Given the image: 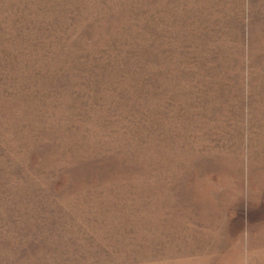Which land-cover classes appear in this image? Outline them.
<instances>
[{
  "label": "rangeland",
  "instance_id": "obj_1",
  "mask_svg": "<svg viewBox=\"0 0 264 264\" xmlns=\"http://www.w3.org/2000/svg\"><path fill=\"white\" fill-rule=\"evenodd\" d=\"M0 264H264V0H0Z\"/></svg>",
  "mask_w": 264,
  "mask_h": 264
}]
</instances>
